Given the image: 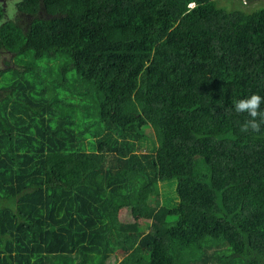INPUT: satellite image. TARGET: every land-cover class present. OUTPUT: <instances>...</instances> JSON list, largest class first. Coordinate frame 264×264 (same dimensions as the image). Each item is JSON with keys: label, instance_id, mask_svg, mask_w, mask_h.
<instances>
[{"label": "trees", "instance_id": "1", "mask_svg": "<svg viewBox=\"0 0 264 264\" xmlns=\"http://www.w3.org/2000/svg\"><path fill=\"white\" fill-rule=\"evenodd\" d=\"M16 9L27 31L0 3V57L22 68L0 70V264H258L264 126L241 132L249 117L233 104L264 97V8ZM156 128L159 145L143 152ZM173 178L177 201L163 204L159 183ZM148 217L145 231L138 220ZM248 252L257 260L244 262Z\"/></svg>", "mask_w": 264, "mask_h": 264}, {"label": "rangeland", "instance_id": "2", "mask_svg": "<svg viewBox=\"0 0 264 264\" xmlns=\"http://www.w3.org/2000/svg\"><path fill=\"white\" fill-rule=\"evenodd\" d=\"M18 2V0H0L1 4H5L6 7V11H7V19L9 20H14L24 31H27L28 29V21L26 24V17L22 16V15H18L17 16V9H16V3ZM216 4L221 7L224 8L228 11H242L245 13H252L255 12L257 10L263 9L264 8V0H215ZM16 55H13L12 53H8L6 52L4 54V57L2 59V61L0 62V70L3 69H8V68H20L18 61L15 59ZM40 66L43 65V63H38ZM46 65V64H45ZM47 68V67H46ZM72 73H75V71H73ZM71 73V74H72ZM9 75L7 74L6 76L4 75L1 78V81H4ZM3 82H0V84ZM86 103V102H85ZM158 128L154 129L153 131H151V135L149 137L148 140H145L142 143V151L143 152H153L154 149L159 145V141H160V135L158 134ZM177 185H178V180L176 178L173 179H169V180H165L159 183V188H160V197L158 199V201H160L161 203H166L168 200L171 199V204L175 205L176 203V199L175 197H177ZM150 199V201L152 202V194L149 196V198L147 200H145L143 202V207H145L148 204V200ZM0 202H2V200L0 199ZM1 207H5V205L0 206ZM122 219L123 220H128V213L126 210L122 211ZM139 225L145 229V231H148L150 228V224H151V218H145V219H139L138 220ZM244 262L246 263H250L252 261L257 260L256 258V254L255 253H251L248 252L246 255H244L243 257ZM118 259L115 258L114 260H111L109 262V264H117L118 262H116ZM122 260L121 256L120 259L118 261ZM258 264H264V258H262V260H260L258 262Z\"/></svg>", "mask_w": 264, "mask_h": 264}, {"label": "clouds", "instance_id": "3", "mask_svg": "<svg viewBox=\"0 0 264 264\" xmlns=\"http://www.w3.org/2000/svg\"><path fill=\"white\" fill-rule=\"evenodd\" d=\"M264 103V97L258 94L234 101L233 107L237 113H247L249 119H246L241 125L240 131L243 133H259L264 126V110L261 104Z\"/></svg>", "mask_w": 264, "mask_h": 264}, {"label": "flooded vegetation", "instance_id": "4", "mask_svg": "<svg viewBox=\"0 0 264 264\" xmlns=\"http://www.w3.org/2000/svg\"><path fill=\"white\" fill-rule=\"evenodd\" d=\"M2 6H3V8L5 9V12H6V17H7V9H6V7H5V4H2ZM28 25H29V23H28ZM6 53V51H3L2 52V54H1V57H0V62L2 61V59H3V57H4V54ZM9 53V52H8ZM11 54V53H10Z\"/></svg>", "mask_w": 264, "mask_h": 264}]
</instances>
